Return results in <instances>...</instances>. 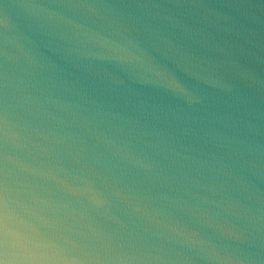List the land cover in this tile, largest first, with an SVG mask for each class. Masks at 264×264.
Returning <instances> with one entry per match:
<instances>
[{"label": "water", "instance_id": "1", "mask_svg": "<svg viewBox=\"0 0 264 264\" xmlns=\"http://www.w3.org/2000/svg\"><path fill=\"white\" fill-rule=\"evenodd\" d=\"M0 264H264V0H0Z\"/></svg>", "mask_w": 264, "mask_h": 264}]
</instances>
